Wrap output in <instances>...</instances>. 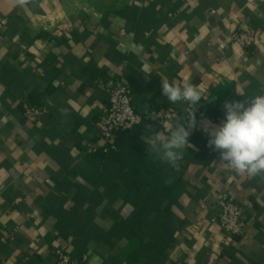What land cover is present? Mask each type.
Returning <instances> with one entry per match:
<instances>
[{
	"label": "crops",
	"instance_id": "obj_1",
	"mask_svg": "<svg viewBox=\"0 0 264 264\" xmlns=\"http://www.w3.org/2000/svg\"><path fill=\"white\" fill-rule=\"evenodd\" d=\"M236 29L256 30L252 48ZM161 78L204 96L179 171L144 142L147 125L175 122L156 116L190 109ZM118 80L148 118L91 153ZM261 93L264 0H0V264H54L57 251L79 264H264V175L219 165L205 131L226 101ZM24 101L47 113L25 120ZM214 192L242 205V236L226 241Z\"/></svg>",
	"mask_w": 264,
	"mask_h": 264
},
{
	"label": "clouds",
	"instance_id": "obj_2",
	"mask_svg": "<svg viewBox=\"0 0 264 264\" xmlns=\"http://www.w3.org/2000/svg\"><path fill=\"white\" fill-rule=\"evenodd\" d=\"M26 2L17 0L21 5ZM161 82L162 95L170 103H187L191 111L186 116H178L167 134L147 125L151 134L145 137L144 142L149 154H154L179 171V161L183 159L184 150L190 146V129L196 126L194 106L204 96L199 87L191 83L181 86L166 78H161ZM223 107L224 121L210 128L208 122L205 124V131L210 137L208 145L220 154L219 165L226 164L241 176L264 175V93L245 97L242 101H226Z\"/></svg>",
	"mask_w": 264,
	"mask_h": 264
},
{
	"label": "built area",
	"instance_id": "obj_3",
	"mask_svg": "<svg viewBox=\"0 0 264 264\" xmlns=\"http://www.w3.org/2000/svg\"><path fill=\"white\" fill-rule=\"evenodd\" d=\"M255 29H236L231 34V39L243 48H252L256 40ZM22 114L25 120L34 122L47 113V109L30 102H22ZM191 111L188 109L187 113ZM179 116L176 109H166L156 116L159 123L172 122ZM225 117V113L211 117L219 122ZM147 117L132 105V91L125 81L118 80L108 87V98L100 108L96 121V139L90 142L87 150L91 153L107 152L114 148L115 139L122 134L130 132L140 125ZM212 203L216 206L215 223L222 229L226 241L234 237L242 236L245 230L244 210L242 205L233 201L223 192H214ZM201 207L206 205L201 203ZM54 264H79L71 254L64 251L56 252Z\"/></svg>",
	"mask_w": 264,
	"mask_h": 264
}]
</instances>
